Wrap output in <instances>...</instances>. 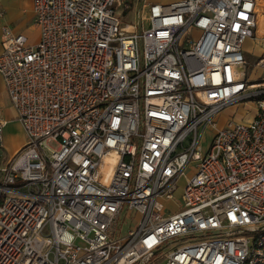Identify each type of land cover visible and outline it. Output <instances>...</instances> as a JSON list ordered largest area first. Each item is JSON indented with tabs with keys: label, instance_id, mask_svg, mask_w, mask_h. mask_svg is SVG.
Masks as SVG:
<instances>
[{
	"label": "built area",
	"instance_id": "1",
	"mask_svg": "<svg viewBox=\"0 0 264 264\" xmlns=\"http://www.w3.org/2000/svg\"><path fill=\"white\" fill-rule=\"evenodd\" d=\"M33 13L35 44L3 28L27 143L0 167V264H264V78L244 52L264 0H33ZM247 106L249 121L221 124Z\"/></svg>",
	"mask_w": 264,
	"mask_h": 264
},
{
	"label": "crops",
	"instance_id": "2",
	"mask_svg": "<svg viewBox=\"0 0 264 264\" xmlns=\"http://www.w3.org/2000/svg\"><path fill=\"white\" fill-rule=\"evenodd\" d=\"M152 1L163 4L162 0ZM4 27H8L13 34L25 35L30 40L29 31L38 30L35 26L33 0H0V54L3 52ZM0 121L6 123L0 138V167H4L26 145L27 136L22 125L18 121V114L10 101L1 75ZM7 149L9 150L5 156L3 151Z\"/></svg>",
	"mask_w": 264,
	"mask_h": 264
},
{
	"label": "rangeland",
	"instance_id": "3",
	"mask_svg": "<svg viewBox=\"0 0 264 264\" xmlns=\"http://www.w3.org/2000/svg\"><path fill=\"white\" fill-rule=\"evenodd\" d=\"M179 0H162L163 4H171L173 2H177ZM135 20L133 19L132 16H129L127 18H124L122 25L125 26L127 24H134ZM259 39L255 40V39H250L248 40V42L245 45V54L247 57V61L249 63V70H250V76L251 79L253 80H260V78H264V73L257 67L258 63L260 61L261 58L264 57V43H263V39H264V32H259ZM38 30H32L29 31V38L31 43L35 44L38 41ZM234 114H236V118L239 120L240 116H242V119L247 122L249 121L252 116H253V111H252V107L251 106H247L245 109L242 107H239L236 110H228L226 111L220 121L221 124L223 125L225 123L226 119H232ZM246 114H248L246 116ZM211 133H207V143L204 144V147L207 148L209 146V143L211 141ZM56 147V146H54ZM10 148V147H9ZM9 149H7L6 151H3V154L6 156L7 152ZM189 177H191L189 175ZM182 184H184V182H182ZM181 194H178V196L180 197ZM130 225L126 226L124 228L123 234L122 236H126L127 235V231L129 230Z\"/></svg>",
	"mask_w": 264,
	"mask_h": 264
},
{
	"label": "bare ground",
	"instance_id": "4",
	"mask_svg": "<svg viewBox=\"0 0 264 264\" xmlns=\"http://www.w3.org/2000/svg\"><path fill=\"white\" fill-rule=\"evenodd\" d=\"M260 31L264 32V19H261L260 21ZM118 155L116 153H111L107 157H105L103 163H102V170H106L108 168V172L112 174V172L115 169L116 162L118 161Z\"/></svg>",
	"mask_w": 264,
	"mask_h": 264
}]
</instances>
